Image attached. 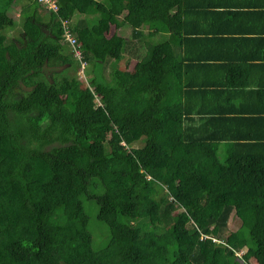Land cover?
<instances>
[{
    "label": "trees",
    "instance_id": "1",
    "mask_svg": "<svg viewBox=\"0 0 264 264\" xmlns=\"http://www.w3.org/2000/svg\"><path fill=\"white\" fill-rule=\"evenodd\" d=\"M56 2L0 0V264H264V14Z\"/></svg>",
    "mask_w": 264,
    "mask_h": 264
},
{
    "label": "rangeland",
    "instance_id": "2",
    "mask_svg": "<svg viewBox=\"0 0 264 264\" xmlns=\"http://www.w3.org/2000/svg\"><path fill=\"white\" fill-rule=\"evenodd\" d=\"M117 10L119 11L121 17L125 14V10L121 7L120 4L117 5ZM94 15V14H93ZM99 15H97L98 17ZM16 19L19 18L18 14H16ZM114 27H112V31H114ZM7 35L8 37H14L16 38L18 41L21 40V32H20V28L19 26H14V27H11V28H8L7 30ZM146 33V32H145ZM136 63V60L135 59H131L130 57H126V55L123 56V59L121 60H117V59H113L111 60L110 62H108L105 67H104V70H103V75L105 76V79L108 80V81H112L113 80V72L115 69H125L126 67H134ZM88 70V69H87ZM85 68L83 69V72L82 70L80 69L78 71V73H81L82 75L84 74V77L85 76H88L87 79H89L90 77L89 76H92L93 75V72L91 70L87 71ZM90 72V73H89ZM180 211V210H179ZM95 224H98L100 225L99 221H98V218H97V215L96 214H90V225H91V228L95 225ZM240 225V220L239 218L236 216V215H232L231 219H230V222H229V227H228V231H231V230H234V229H237L238 226ZM103 231H107L106 230V226H104L102 228ZM95 231L96 232H99V229L96 227L95 228ZM101 231V233L103 232ZM95 232V233H96ZM241 254V253H240Z\"/></svg>",
    "mask_w": 264,
    "mask_h": 264
},
{
    "label": "built area",
    "instance_id": "3",
    "mask_svg": "<svg viewBox=\"0 0 264 264\" xmlns=\"http://www.w3.org/2000/svg\"><path fill=\"white\" fill-rule=\"evenodd\" d=\"M40 1H42V3H44L50 10H53V11L58 10V4H57L56 0H40ZM63 27H64L63 41L66 42L71 47V50L73 51L75 58H77V60L80 62V69L83 72V69L84 68L86 69V67H87V63L82 58L81 44L78 42L76 36L73 34L71 27L68 26L67 20L63 21ZM79 75L81 76L82 79H84L85 81L88 82V79H87L88 76H85V78H83L84 74L82 75L81 73H79ZM96 103H97V105L98 104L103 105L100 97L97 98Z\"/></svg>",
    "mask_w": 264,
    "mask_h": 264
},
{
    "label": "crops",
    "instance_id": "4",
    "mask_svg": "<svg viewBox=\"0 0 264 264\" xmlns=\"http://www.w3.org/2000/svg\"><path fill=\"white\" fill-rule=\"evenodd\" d=\"M226 2H233V5H236L237 2H240L242 6L246 7V11H248V16H252L253 13L256 14V16L260 15V14H264V0H224ZM246 26H252V27H257V28H262V30H264V24H248ZM234 34V33H233ZM262 37H264V33L261 34ZM131 58V57H130Z\"/></svg>",
    "mask_w": 264,
    "mask_h": 264
}]
</instances>
